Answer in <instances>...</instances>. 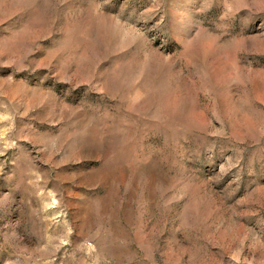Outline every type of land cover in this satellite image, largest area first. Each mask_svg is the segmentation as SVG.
<instances>
[{
    "label": "rangeland",
    "instance_id": "obj_1",
    "mask_svg": "<svg viewBox=\"0 0 264 264\" xmlns=\"http://www.w3.org/2000/svg\"><path fill=\"white\" fill-rule=\"evenodd\" d=\"M0 264H264V0H0Z\"/></svg>",
    "mask_w": 264,
    "mask_h": 264
}]
</instances>
